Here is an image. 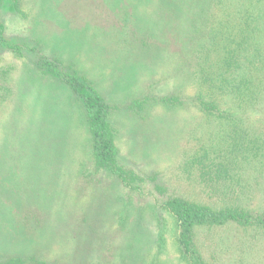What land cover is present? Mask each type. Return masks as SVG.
<instances>
[{"label":"rangeland","instance_id":"rangeland-1","mask_svg":"<svg viewBox=\"0 0 264 264\" xmlns=\"http://www.w3.org/2000/svg\"><path fill=\"white\" fill-rule=\"evenodd\" d=\"M195 7L18 0L1 10L13 48L0 49V264H186L161 204L200 192L187 164L193 111L161 100L186 103L194 92L183 31ZM39 59L77 71L112 106L119 162L139 177L132 189L95 169L79 103L42 75ZM224 232L225 243L199 233L214 264L260 261Z\"/></svg>","mask_w":264,"mask_h":264},{"label":"trees","instance_id":"trees-1","mask_svg":"<svg viewBox=\"0 0 264 264\" xmlns=\"http://www.w3.org/2000/svg\"><path fill=\"white\" fill-rule=\"evenodd\" d=\"M17 2L0 0V12L7 7L15 8ZM194 2L196 7L189 10L188 31H183L187 37L185 50L189 53L186 69L194 92L186 103L175 96L161 101L172 107L185 104L193 111L186 147L193 149L189 150L187 164L190 170L196 167L201 189L197 194L183 192L169 196L161 208L173 221L175 240L186 264L215 263L206 252L212 242L200 239L199 233L204 230L216 236L222 230L229 231L224 234H232L239 241L237 247L258 252L261 257L256 264H262L264 0ZM12 48L0 19V49ZM36 66L43 76L48 75L63 86L79 103L95 169L132 189L139 177L119 162L110 122L112 106L77 71L60 69L55 61L46 59H39ZM219 237L222 242L227 241L222 235ZM215 244L220 241L215 240ZM36 264L47 262L37 260ZM52 264L66 263L59 259Z\"/></svg>","mask_w":264,"mask_h":264}]
</instances>
